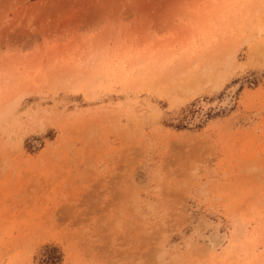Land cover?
Listing matches in <instances>:
<instances>
[{"label": "rangeland", "instance_id": "rangeland-1", "mask_svg": "<svg viewBox=\"0 0 264 264\" xmlns=\"http://www.w3.org/2000/svg\"><path fill=\"white\" fill-rule=\"evenodd\" d=\"M53 254L264 264V0H0V264Z\"/></svg>", "mask_w": 264, "mask_h": 264}, {"label": "trees", "instance_id": "trees-1", "mask_svg": "<svg viewBox=\"0 0 264 264\" xmlns=\"http://www.w3.org/2000/svg\"><path fill=\"white\" fill-rule=\"evenodd\" d=\"M59 262H60L59 256L53 254L47 258L46 264H59Z\"/></svg>", "mask_w": 264, "mask_h": 264}, {"label": "bare ground", "instance_id": "bare-ground-1", "mask_svg": "<svg viewBox=\"0 0 264 264\" xmlns=\"http://www.w3.org/2000/svg\"><path fill=\"white\" fill-rule=\"evenodd\" d=\"M196 59H197V58H196ZM191 62H192V61H191ZM211 62H212V61H211ZM211 62H210V64H212ZM157 63H158V62H157ZM207 63H208V62H207ZM216 63H217V62H216ZM203 64H204V63H203ZM208 64H209V63H208ZM182 66H183V65H182ZM204 66L206 67V65H204ZM170 67H171V66H170ZM175 67H176V66H175ZM191 67H192V66H191ZM205 67H204V68H205ZM208 67H210V66L207 65V68H208ZM211 68H212V67H211ZM205 69H206V68H205ZM172 70H173V69H172ZM208 70H209V68H208ZM194 71H195V70H194ZM198 72H199V71H198ZM198 72H197V74H198ZM207 72H208V71H207ZM210 72H211V71H210ZM150 73H151V72H150ZM208 73H209V72H208ZM208 73H207V75H208ZM202 74L206 75V74L203 73V72H202ZM202 74H201V75H202ZM211 74H212V72H211ZM170 75H171V74H170ZM212 75H213V74H212ZM152 76H153V75H152ZM209 76H211V75H209ZM171 77H172V75H171ZM202 77H203V76H202ZM202 77L199 79L200 81H202ZM197 78H198V77H197ZM203 78H204V77H203ZM195 80H196V79H195ZM204 80H205V78H204ZM200 81H199V82H200ZM208 81H209V80H208ZM204 82H205V81H204ZM194 83H195V82H194ZM196 83H197V81H196ZM196 83H195V84H196ZM200 83H202V82H200ZM178 84H181V83H178ZM195 84H193V85H195ZM196 85H197V84H196ZM177 86H180V85H177Z\"/></svg>", "mask_w": 264, "mask_h": 264}]
</instances>
